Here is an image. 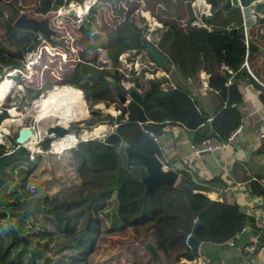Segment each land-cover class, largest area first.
<instances>
[{"label":"trees","instance_id":"trees-1","mask_svg":"<svg viewBox=\"0 0 264 264\" xmlns=\"http://www.w3.org/2000/svg\"><path fill=\"white\" fill-rule=\"evenodd\" d=\"M124 1L96 0L89 5L78 27L65 22V29L60 31L51 24V16L70 0H35L33 7L24 13L48 20L51 34L44 40L50 43V37H57L56 48L51 47V51L40 56L39 63L36 59L32 73H24L15 66L14 75L24 82L25 93L31 97L56 83L78 87L92 108L90 117L81 121L86 126L103 118L92 104L105 102L107 107L117 104L122 108L115 129L122 140L142 153L158 154V142L139 123L123 121L125 108L119 93L125 89L121 81L140 87L146 71L143 69L137 74L131 70L125 75L118 67L119 55L126 49L138 52L146 41L135 23L132 7L119 5ZM171 3L172 0H147L146 3L145 9L165 27L159 35V47L185 75L196 73L204 60L208 64L209 85L228 91L226 73L219 66L222 59L206 46L207 38L216 32L220 36L221 31L191 26L194 17L184 5L178 6V16L168 21L166 14ZM15 11L18 13V9ZM233 37L236 41L230 47L225 46L228 50L245 46L243 33ZM58 39H62L63 45H58ZM98 50L105 51L110 66L96 63ZM89 51L94 53L91 58ZM59 55L65 58L61 63L56 58ZM249 63L261 77V64L256 65L250 59ZM149 67L155 69L148 66L147 70ZM6 72V66L0 63V82L11 75L10 72L7 76ZM146 81L151 86L146 93L149 94L160 88L164 78ZM167 96L170 118L198 132L199 139L194 143L210 137L221 141L240 124V113L228 104L213 118L208 137L201 128L206 117L197 111L189 95L177 87L168 89ZM7 116L6 110L1 111L0 123ZM41 146L48 148L49 141L41 142ZM106 146L115 155L109 163H100L104 158L96 155L81 158L73 148L48 154L49 163L44 154L39 153L30 161L28 149L23 146L14 149L12 155L16 161L0 170V211L21 215L0 220V264H157V261L179 264L181 258H194L195 253L185 244V237L195 220L199 221L195 233L202 241H226L245 225V216L238 213L236 206L209 199L183 171L177 184L160 185L152 197L144 195L145 186L141 181L144 169L124 167V154L117 153L112 145ZM8 149L0 142V157ZM22 161L25 163L21 164ZM257 185L254 182L255 188ZM256 190L264 195L262 186ZM149 245L155 249L157 258L153 257Z\"/></svg>","mask_w":264,"mask_h":264},{"label":"crops","instance_id":"crops-1","mask_svg":"<svg viewBox=\"0 0 264 264\" xmlns=\"http://www.w3.org/2000/svg\"><path fill=\"white\" fill-rule=\"evenodd\" d=\"M23 1L0 0L1 20L7 21V17L11 16L13 11L16 16L20 14L17 4L22 6ZM85 1L83 0V3ZM192 1L197 2L198 0ZM225 1L204 0L203 3L207 8L210 5L212 7L210 12L205 11L209 21L205 23L199 16L191 12L194 17L191 26L213 27L217 31H221L220 36L217 32L212 33L207 38L206 46L222 59L219 66L226 73L225 86L228 88L226 92L209 85L210 74L206 69L208 64L204 60L201 62L199 70L193 75H185L177 65L170 61L169 56L158 45L160 32L165 27L145 9L147 0L124 1L125 5L132 7L133 16L136 17L135 23L142 31L145 40L155 39L157 48L165 55L162 67L155 66L154 60L151 59L149 66H155V69L152 70V67H149L150 69L147 70L148 66L139 69V73L143 69H146L145 73L148 72L146 80L154 77L164 78L160 88L149 94H146L151 89L149 83H141V88L146 89L143 109L147 119L162 131L161 135H157L160 147V152L157 155L170 168L177 171L178 177L175 184L180 181L182 171L186 172L190 179L200 186L199 191L209 199L225 201L234 205L237 207L238 213L245 216V225L233 237L235 239L233 245L229 244L231 238L222 242L202 241L195 233L199 241L197 250H193L194 258H181L179 264H264V195L259 194L256 190L260 186L264 188V81L262 79L264 78V54L258 49L249 51L246 45H242V47L237 45L236 48L228 50L225 46L233 45V42L236 41L233 35L236 33L222 30L236 28L237 33H243L244 42V32H246L248 41L264 49V24L256 21L259 16H264V0H249L247 3L244 2L245 0H239V6H230L226 13L221 12L214 16L213 11ZM173 2H175L174 7L172 6ZM251 4L255 5L257 19L249 28L244 29L243 10L240 5L244 9ZM180 5L187 7L186 0H172L169 12L166 14L168 21L178 16L177 8ZM31 7H33V2ZM31 7L22 10V12ZM15 9H18V13ZM234 9L238 12L234 13ZM232 13L235 16L232 17ZM255 51H259L263 55ZM130 52L124 51L121 59L125 61L124 57ZM249 59L256 65L261 64V77L252 69ZM135 60L136 58L130 59L128 62L125 61L126 64L121 66L129 67L130 63ZM245 63L251 73L248 72ZM137 65L138 62L135 63L136 67ZM231 86L235 87L230 88ZM177 87L189 95L197 111L206 117L201 128L205 129L208 137L212 132L213 118L221 109L228 104L236 107L240 113L238 126H241V131L229 146L224 149L205 151L199 155L193 152L191 145L199 139L198 132L196 129H190L173 121L168 114L167 90ZM150 96L157 98L151 99ZM254 182L258 183L257 188H255ZM197 224H199L198 220L194 225L197 226ZM254 238L258 239L254 243L256 250L249 253L244 249V246L252 243Z\"/></svg>","mask_w":264,"mask_h":264},{"label":"rangeland","instance_id":"rangeland-1","mask_svg":"<svg viewBox=\"0 0 264 264\" xmlns=\"http://www.w3.org/2000/svg\"><path fill=\"white\" fill-rule=\"evenodd\" d=\"M73 1L76 2L77 0H73ZM93 1L95 0H92V2ZM32 2L34 3L35 0H24L22 3V6L21 5L19 6L17 4L18 6L17 8L20 9L19 10L20 13H24L22 12V10H25L26 8L31 7ZM81 4L78 3L77 5H81ZM119 5L127 7L128 9L131 8V7H128L127 4L125 5L124 2L120 3ZM67 8L68 7L66 4L64 5V7L58 9L57 12L51 16L52 17V19L50 20L51 24L53 23V25L60 31L61 29H65L66 27V25L64 24L65 22L71 24L72 27L74 28L78 27L80 24L81 18L87 12L85 11L80 15L76 14L75 12L71 14L69 12L70 9H67ZM16 17L17 16L14 11L12 12L11 16L9 15L7 17V21H4L5 19L1 20L2 16L0 15V63H3L6 66V69H7L6 75L11 72V75H9L8 78H10L11 80L13 79L12 88L10 89L8 94L2 100H0V110L1 111L6 110L8 113V116L0 123V142L4 143L8 148H12L13 138L16 136L18 130L22 126L32 125L34 126V130L36 132L39 131L38 129L39 121L37 120V113H36L37 110L35 109V101L40 100L41 98H46L48 96V92L52 91L54 88L62 89L64 87H73L69 85L56 83L51 88L46 89L43 92H41L38 96L31 97V96L26 95L24 82L20 81V79H17L16 76L14 75V73L17 70L15 66H18L19 70L24 71V73L25 71L32 73V70L34 68V65L32 64L35 63L36 59H38L37 63H39L41 59L40 56H42L44 53L46 54L47 52L51 51L52 50L51 47L56 48L55 39H57V37H50L49 41L51 42L48 43L44 40L45 36L43 35L41 36V34L36 35L35 33L29 30L19 29L13 24V21ZM133 17L134 19H136L135 15ZM38 19H41V18L39 17ZM57 43L60 46L63 45L62 39H58ZM130 50L131 49H126L125 51L130 52ZM93 54L94 53L92 51H89L88 57L91 58ZM122 54L118 56L119 58L117 57L118 62H119L118 67L120 66L119 70L121 72L127 73L128 71L127 67H123L124 64H126L125 61L128 62L130 59H133V58L135 59L136 52L132 50V52H130L128 55L124 57L125 61L121 59ZM105 56H106V53L104 50H98V59L96 63L97 64L99 62L106 63L102 61ZM56 58L58 59V63H61L62 61L65 60L64 56L60 57V55L56 56ZM108 65L109 66L111 65L110 60H109ZM108 68L111 69V67H108ZM140 80L142 81V83H146L147 82L146 75L144 74V76ZM123 82L125 84L129 83L126 80L122 79L121 85L123 84ZM138 88L140 90L142 89L141 86ZM142 91L146 93L145 92L146 89L145 90L142 89ZM150 97L151 99L157 98L155 96H150ZM84 101H85V98H84ZM85 103H86V108H87V115L84 118H89L91 115L92 108L89 103H87L86 101ZM98 103L99 104L102 103V105L106 103L97 102V103L92 104L93 108L98 107L97 109L100 110L101 116L103 117L101 120H98L92 126H86L84 123L81 122L83 119L82 118L80 120H76L72 122L71 125L69 126L70 131L77 133L76 135L78 136V139H79V144L75 146L73 149L79 153L81 158H84L85 156H90L92 158H95L94 155H96L101 158H104L102 161H99L100 163H109L114 158L112 156H115V155L111 153V150H109L105 144L99 143L97 137L101 134L110 132L112 130L111 129L112 121L117 120L120 116L118 115V113L108 112L107 106L105 107V109L103 108L100 109V106H98L99 105ZM111 105L116 106L117 104H111ZM11 108L15 110V113H16L15 116H12V113L10 111ZM107 114L113 117L112 120H110V118L106 116ZM10 119H15V120L10 121ZM97 125H102L104 127L103 130H101L100 132H96L95 126ZM92 134L95 135V138H91ZM85 148H88V150H85ZM53 153H56V152H53ZM43 154L48 155L50 153L44 152ZM46 162L49 163V159L46 160ZM20 163L23 164L25 162L22 161ZM54 187L55 185L53 186V188Z\"/></svg>","mask_w":264,"mask_h":264},{"label":"water","instance_id":"water-1","mask_svg":"<svg viewBox=\"0 0 264 264\" xmlns=\"http://www.w3.org/2000/svg\"><path fill=\"white\" fill-rule=\"evenodd\" d=\"M178 1V0H177ZM204 0H198L197 2H193L192 0H186V5L190 12H193L195 15L199 16L200 19L208 23V17L205 14V11L210 12L212 7L209 8L203 3ZM252 5V4H251ZM244 8L242 11V16L244 18L245 27L249 28L252 24L255 23V20L250 17V7ZM172 6H175V2H173ZM230 6L237 7L239 6V0H226L221 6H219L216 10L213 11V15H217L218 13H226ZM202 11V12H201ZM69 12L71 14L74 13L73 9H70ZM257 22L264 24V16H259ZM13 24L19 29L29 30L36 35L42 34L46 37L51 32V28L49 26L48 20L46 18L38 19L33 16H27L25 13H20L14 19ZM227 30L229 32L237 33L236 28L222 29ZM248 50L258 49L260 52L264 54V49L252 44L250 41L247 43ZM143 48L146 53L147 63L151 65V59L154 60V65L157 67H162L165 55L160 51V49L156 46V40L150 39L143 42ZM127 92L130 96V100L126 103L123 108H125V115L123 118L124 122H137L141 125L144 131H152L155 135H161L162 131L159 127L152 124L148 119L144 112V91L140 90L134 84H130L127 88ZM120 99L124 102V95L119 93ZM102 104V103H101ZM106 107V104H103ZM115 110L121 109L120 106H113ZM98 108V107H97ZM1 111V110H0ZM86 119V118H83ZM82 119V120H83ZM72 123V122H71ZM64 126L58 123L48 124L46 126L45 132L46 136L43 141H50L52 135L55 137H61L66 133L70 132V125ZM34 134V130L30 125L22 126L15 137V144L12 145V148H15L16 145L21 146L26 141H28ZM91 138H95V135L92 134ZM99 143H103L105 145H112L115 147L117 153L124 154L125 162L123 164L124 167H138L141 166L144 169V174L141 176V181L145 186L144 195L152 197L155 189L160 185H175L178 173L173 168L164 169L163 168V159L160 158L157 154H145L141 151L135 149L129 144L125 143L122 140L120 134L115 130H111L108 133L101 134L97 137ZM45 159L48 160V155H44ZM16 161V157L12 154L4 155L0 157V170L8 165L9 163H13ZM21 213H9L8 211H0V220H4L7 218H16L20 216ZM195 226L191 231L192 236L189 239V246L192 250H197L198 238L195 235ZM22 240L25 244H27L26 238L23 236ZM244 244V243H242ZM29 248H32L31 245H28ZM149 249L153 255V257L157 258L158 254L155 249L149 245ZM157 264H162L157 261Z\"/></svg>","mask_w":264,"mask_h":264},{"label":"bare ground","instance_id":"bare-ground-1","mask_svg":"<svg viewBox=\"0 0 264 264\" xmlns=\"http://www.w3.org/2000/svg\"><path fill=\"white\" fill-rule=\"evenodd\" d=\"M90 2L91 0H86L81 5L74 4L75 11H73L78 15L82 14L88 10ZM12 80L6 78L0 83V100H2L12 88ZM98 106H100V109H105L102 104H99ZM35 109L37 110L36 113L37 120L39 121L38 129L40 135L43 133V129L48 123H58L68 126L71 122L80 120L87 115L84 95L78 87H64L62 89L54 88L52 91L48 92L46 98H41L40 100L35 101ZM10 111L12 116L16 115L13 108H11ZM107 111L110 113H116L112 105L107 108ZM14 120L15 119H10V121ZM103 128L102 125H97L95 126V131L100 132ZM36 139H38V137L33 134V136L25 142V146L35 147L37 149ZM75 143V137H71V139H58L54 141L52 150L56 153H61L64 150L63 148L73 146Z\"/></svg>","mask_w":264,"mask_h":264},{"label":"built area","instance_id":"built-area-1","mask_svg":"<svg viewBox=\"0 0 264 264\" xmlns=\"http://www.w3.org/2000/svg\"><path fill=\"white\" fill-rule=\"evenodd\" d=\"M95 2V1H94ZM94 2H92V3H94ZM91 3V4H92ZM74 4L75 5H77L78 3H76V2H74L73 0H70V2L67 4V9H73L74 11H75V9H74ZM62 7H64V6H62ZM61 7V8H62ZM240 8H241V10H243V6L242 5H240ZM257 12H256V9H255V5L254 4H252L251 5V7H250V17L252 18V19H254V20H256L257 19ZM243 26H244V29H246V27H245V23H243ZM42 36V35H41ZM244 37H245V45H246V47H247V43H248V39H247V36H246V32H244ZM135 52H136V50L135 49H133ZM146 53H145V51H144V48H140L139 49V51L138 52H136V61H134L133 63L131 62L130 63V65H129V67H127V69H128V71H127V73H125V72H123L125 75H128V73L131 71V70H134L137 74H139V69H140V67H146V66H149V64L147 63V58H146ZM119 58V57H118ZM103 62H106V63H108L109 64V60L106 58V56L103 58V60H102ZM137 62H138V65H137V67L135 66V63L137 64ZM133 65V66H132ZM245 65H246V68H247V70H248V72H250L251 73V71H250V69L248 68V65L245 63ZM120 67V66H119ZM145 75H149L148 74V72H146L145 73ZM152 75V74H151ZM130 84H132V83H127V84H125L124 82H123V84H122V86L124 87V89H125V92L124 93H122L123 95H124V102H122V106H125L126 105V103L130 100V96H129V94H128V92H127V88H128V86H130ZM116 113H118V115L120 116L121 115V109H119V110H116ZM125 115V114H124ZM49 124V123H48ZM48 124L46 125V126H48ZM117 125H118V123H117V121L116 120H114L113 122H112V126H111V129L112 130H114L116 127H117ZM32 128H33V130H34V126H32V125H30ZM46 126H45V128L43 129V133L40 135V133H39V131H35L34 130V135L37 137L38 136V139H36L37 140V142H36V144H37V149L35 148V147H28V146H25V143L24 144H22L21 146H23V147H25L26 149H28V151H29V153H28V159L30 160V161H33L34 159H35V157H36V155L37 154H39V153H41V154H43L44 152H46V153H53L54 151L52 150V148H53V143H54V141L55 140H58V139H71V137H75V141H76V143L73 145V146H69V147H65V148H63V149H67V148H74L75 146H77L78 144H79V139H78V136L75 134V133H73V132H68V133H66L65 135H63V136H61V137H55V136H53L52 135V137H51V139H50V141H49V146H48V148H43L42 146H41V142H43V140H44V138H45V136H46V132H45V129H46ZM240 131H241V126H238V127H236L234 130H232L223 140H221V141H218V140H216V139H213V138H206V139H202L200 142H198V143H193L192 145H191V147H192V150H193V152L196 154V155H199L200 153H202V152H205V151H212V150H216V149H224L225 147H227V146H229L230 144H231V142L233 141V139H234V137L238 134V133H240ZM145 132H147V134L150 136V137H152V139L154 140V141H156V142H158V136L157 135H155L152 131H145ZM17 147H19L18 145H16V147L15 148H10V149H8L6 152H5V154L4 155H9V154H12V152L14 151V149H16ZM63 149H61V150H63ZM163 168L164 169H168V168H170L165 162H163ZM197 220H195V222H196ZM192 236V233L191 232H189V233H187V235H186V237H185V244L186 245H188L189 246V239H190V237ZM235 239H233V238H231L230 240H229V244H231V245H233L234 243H235V241H234ZM258 239L257 238H254V240H253V242L252 243H249V244H246L245 246H244V249L247 251V252H249V253H252L253 251H255L256 250V246H255V242L257 241Z\"/></svg>","mask_w":264,"mask_h":264}]
</instances>
